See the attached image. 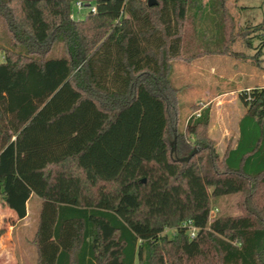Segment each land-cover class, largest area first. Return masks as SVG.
<instances>
[{"label":"trees","instance_id":"1","mask_svg":"<svg viewBox=\"0 0 264 264\" xmlns=\"http://www.w3.org/2000/svg\"><path fill=\"white\" fill-rule=\"evenodd\" d=\"M76 1L0 0L12 39L0 46V198L19 220L42 201L37 264H264V85L240 94L223 153L210 104L178 128L173 62L216 52L183 48L190 11L210 0H80L96 6L81 19ZM233 193L243 212L210 218Z\"/></svg>","mask_w":264,"mask_h":264},{"label":"rangeland","instance_id":"2","mask_svg":"<svg viewBox=\"0 0 264 264\" xmlns=\"http://www.w3.org/2000/svg\"><path fill=\"white\" fill-rule=\"evenodd\" d=\"M208 1V0H205ZM202 8V14L190 11L189 21L185 25L183 45L184 51L193 54L204 50H214L210 54L191 60L173 62L170 79L178 91V128L183 130L188 118L195 114L193 104L209 101L218 90L236 88L218 107L215 101L211 103L210 134L218 140L217 149L223 153L228 141L236 143L238 137V119L245 111L240 100V94L246 90L247 83L259 81L264 83V35L250 38L249 25L264 24V0H226L229 22L222 20L221 7L218 0H210ZM71 14L76 19L83 18L89 8L84 7L80 12L76 3L71 5ZM207 19V21H203ZM231 23L232 34L223 36L225 24ZM0 21V46L12 47L11 37ZM245 30L246 32H243ZM239 32V33H238ZM251 39L253 45L247 41ZM226 45V46H225ZM224 50V53H219ZM262 50V52H259ZM4 52L0 50V61L4 60ZM52 57V54L49 55ZM206 103V102H205ZM199 112V111H197ZM176 145V141L174 140ZM197 148V147H195ZM194 148V149H195ZM198 150V148H197ZM40 199L33 196L29 203V214L26 219L18 222L14 230V243L3 241L4 248L14 251L17 259L6 260L0 264H37V252L32 239L36 234ZM243 195L230 194L212 199L210 218L216 215H238L243 212ZM8 225L11 218L5 215ZM169 234L171 230L166 229ZM4 249V250H5Z\"/></svg>","mask_w":264,"mask_h":264},{"label":"crops","instance_id":"3","mask_svg":"<svg viewBox=\"0 0 264 264\" xmlns=\"http://www.w3.org/2000/svg\"><path fill=\"white\" fill-rule=\"evenodd\" d=\"M207 54H210V53H205V55ZM263 77H264V74H262L261 78L263 79ZM256 85L263 86L264 83H261L259 81H255V82L253 81L252 83H247L246 89H250L251 87H254ZM236 90L237 89L234 87L229 88V89H224V90H218L214 95H212L209 101H202V102L204 103L206 102L205 104H211L215 101H218L216 105L220 107L225 97H227L229 94L236 92ZM245 112H246V107H245V111L238 119V134H239V121ZM235 144L236 143L233 144L228 141L226 148L228 146H234ZM28 214H29V208H28ZM5 215H7L8 218H11L8 225L5 223V217H6ZM27 216L24 219H26ZM19 221L21 220L18 219L15 212L7 206L3 198H0V262L6 261V260L15 261L17 259L16 254L14 253L13 250L11 251L9 247H7V249L4 248L3 241L7 240L8 244L14 243V230Z\"/></svg>","mask_w":264,"mask_h":264},{"label":"built area","instance_id":"4","mask_svg":"<svg viewBox=\"0 0 264 264\" xmlns=\"http://www.w3.org/2000/svg\"><path fill=\"white\" fill-rule=\"evenodd\" d=\"M75 3H76V7H77L79 12L84 7H88L89 11H95L96 10V6L94 4H87V3H84L80 0L76 1ZM71 16L74 17L72 14H71ZM248 91H249V89L244 90V92H248ZM195 115H199V112H196ZM182 225L188 230V233L191 237H194L196 235L197 227L194 225L192 220H186Z\"/></svg>","mask_w":264,"mask_h":264},{"label":"water","instance_id":"5","mask_svg":"<svg viewBox=\"0 0 264 264\" xmlns=\"http://www.w3.org/2000/svg\"><path fill=\"white\" fill-rule=\"evenodd\" d=\"M147 3L149 6H153V5H156L157 4V0H147ZM197 152V148H195L191 154L189 156H186V157H183V158H180L181 161H188L190 160V158ZM145 181V179L143 180Z\"/></svg>","mask_w":264,"mask_h":264}]
</instances>
